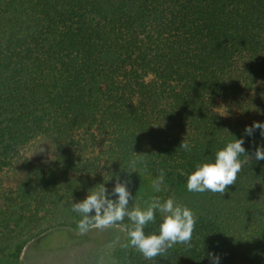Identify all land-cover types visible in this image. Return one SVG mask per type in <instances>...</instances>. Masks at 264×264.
I'll use <instances>...</instances> for the list:
<instances>
[{
    "label": "trees",
    "instance_id": "obj_1",
    "mask_svg": "<svg viewBox=\"0 0 264 264\" xmlns=\"http://www.w3.org/2000/svg\"><path fill=\"white\" fill-rule=\"evenodd\" d=\"M219 103L244 119L227 120ZM254 121L264 123V0H0V173L34 138L56 144L49 164L26 159L27 176L4 193L0 264H20L49 230L79 231L72 203L100 184L111 193L117 175L136 195L129 208L174 197L196 216L191 247L146 260L122 246L126 234L121 264H212L210 252L219 264H264V160L253 156L264 137L245 134ZM242 136L252 159L241 155L236 183L189 192L195 165ZM134 152L146 155L128 173Z\"/></svg>",
    "mask_w": 264,
    "mask_h": 264
},
{
    "label": "clouds",
    "instance_id": "obj_2",
    "mask_svg": "<svg viewBox=\"0 0 264 264\" xmlns=\"http://www.w3.org/2000/svg\"><path fill=\"white\" fill-rule=\"evenodd\" d=\"M256 129H259L260 135L264 137V123L256 121L251 126L245 127V134L251 136ZM244 142L243 136L239 139L235 138L216 151L214 161L206 159L204 162L197 163L195 170L187 175V190L196 193L211 191L223 195L228 186L236 183L237 174L242 167L241 155L247 154L248 158L252 159L243 147ZM180 148L185 151L191 150L189 143L185 140L182 141ZM144 155L146 154L135 153L128 167L122 169L128 173L136 172V164ZM253 156L256 161L264 160V146L255 147ZM111 178L110 176L107 182ZM164 178L165 173L161 169L159 175L152 181L154 192L162 190ZM129 183L128 180L121 181L117 175L111 193L104 184H100L98 190L90 189L85 199L72 203V211L82 216V219L77 222L79 233L86 234L92 227L106 229L118 222H123L127 217L130 225L125 226L127 242L122 246L135 249L146 260H154L156 257L166 258L168 250L176 244L191 247L192 233L196 223L194 212L178 203L174 197L162 201L159 196H152L144 201V207L135 203L129 208V200H134L136 197V195L133 197L129 191ZM109 196H115L116 199H110ZM158 216L159 223H157ZM149 224H156L157 227L146 234L145 228ZM208 257L212 264H219V255L210 252Z\"/></svg>",
    "mask_w": 264,
    "mask_h": 264
},
{
    "label": "rangeland",
    "instance_id": "obj_3",
    "mask_svg": "<svg viewBox=\"0 0 264 264\" xmlns=\"http://www.w3.org/2000/svg\"><path fill=\"white\" fill-rule=\"evenodd\" d=\"M218 110L227 120L244 119L238 111L219 103ZM56 153L50 136H38L25 148L13 165L0 173V205L4 193L15 189L27 176L26 159L46 165ZM126 231L120 225L106 229L92 227L86 234L69 227L49 230L28 242L21 254L20 264H121L114 251L125 241Z\"/></svg>",
    "mask_w": 264,
    "mask_h": 264
}]
</instances>
